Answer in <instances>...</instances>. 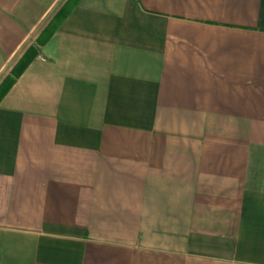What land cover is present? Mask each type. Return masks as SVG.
<instances>
[{"label":"crops","instance_id":"0c3cea01","mask_svg":"<svg viewBox=\"0 0 264 264\" xmlns=\"http://www.w3.org/2000/svg\"><path fill=\"white\" fill-rule=\"evenodd\" d=\"M67 0H0V81ZM0 264H264V0H78L0 100Z\"/></svg>","mask_w":264,"mask_h":264},{"label":"trees","instance_id":"16d2710c","mask_svg":"<svg viewBox=\"0 0 264 264\" xmlns=\"http://www.w3.org/2000/svg\"><path fill=\"white\" fill-rule=\"evenodd\" d=\"M78 0H67L57 11L48 25L41 31L36 38L34 45L29 46L20 59L16 62L7 76L1 83L0 100L13 85L15 80L22 74L25 68L33 61L38 54V47L43 45L55 32L61 21L69 14L71 9L76 5Z\"/></svg>","mask_w":264,"mask_h":264},{"label":"rangeland","instance_id":"374dc122","mask_svg":"<svg viewBox=\"0 0 264 264\" xmlns=\"http://www.w3.org/2000/svg\"><path fill=\"white\" fill-rule=\"evenodd\" d=\"M32 45H34V44H32ZM16 64V63H15ZM14 67V65L12 66V68ZM11 68V69H12ZM11 69H10V71H11ZM10 71H9V73L6 75V76H4L2 79H1V81H0V85H1V83H2V81L7 77V76H9L10 75ZM1 87V86H0Z\"/></svg>","mask_w":264,"mask_h":264}]
</instances>
